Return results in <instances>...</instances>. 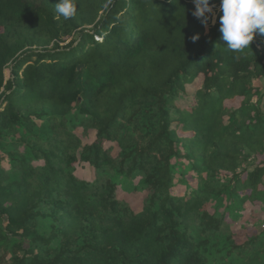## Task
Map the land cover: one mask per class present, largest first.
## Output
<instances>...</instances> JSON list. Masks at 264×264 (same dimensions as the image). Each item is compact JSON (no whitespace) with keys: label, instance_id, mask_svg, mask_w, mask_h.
<instances>
[{"label":"trees","instance_id":"trees-1","mask_svg":"<svg viewBox=\"0 0 264 264\" xmlns=\"http://www.w3.org/2000/svg\"><path fill=\"white\" fill-rule=\"evenodd\" d=\"M58 2L0 0V264H264V228L231 224L264 206V34L232 52L194 0Z\"/></svg>","mask_w":264,"mask_h":264},{"label":"clouds","instance_id":"clouds-1","mask_svg":"<svg viewBox=\"0 0 264 264\" xmlns=\"http://www.w3.org/2000/svg\"><path fill=\"white\" fill-rule=\"evenodd\" d=\"M193 15L205 27L209 20L216 23L217 11L219 16V31L227 48L232 52H242L251 46L257 32L264 34V0H219V7L210 0H194ZM59 16L65 20L71 19L77 13L76 0H59L55 5ZM199 34L192 36L196 42Z\"/></svg>","mask_w":264,"mask_h":264},{"label":"rangeland","instance_id":"rangeland-1","mask_svg":"<svg viewBox=\"0 0 264 264\" xmlns=\"http://www.w3.org/2000/svg\"><path fill=\"white\" fill-rule=\"evenodd\" d=\"M216 7L218 9L219 4H217ZM217 14H218V11H217ZM216 20H217V15H216ZM206 30L208 32L209 25L206 27ZM10 74H11L10 69H7L6 76L9 77ZM256 82H257L256 84L262 88L263 95L261 96L259 104L264 111V78H261L260 80H257ZM201 84H202L201 79H199L192 86L194 89H197L201 87ZM227 103L229 105L234 104L231 101H227ZM238 103H239V99L235 104L237 105ZM76 132L82 138V141L84 144L92 143L95 140L96 132L93 129L84 130L82 127H78L76 129ZM106 147L113 148L112 154L114 156H116L119 152V147L117 146L116 143H107ZM4 165L8 166V162L5 161ZM76 168H77L76 173L80 177L90 179V180L94 179L95 170L91 166L85 163L83 164L80 163V164H76ZM186 179L192 183L193 187H196L199 183L195 172L188 173L186 175ZM138 184H139V178L130 179V180H127L126 183L124 184V188H126V190H124L122 186L119 187V190H118L119 198L129 203L130 206L135 211H139L142 209L145 199L147 197L146 191L131 192L127 190V189L132 190V187ZM185 186H186L185 184H179L175 186L174 192L178 195H182L184 193ZM260 219L264 220V206L263 205H253L250 202H247L246 210L244 211L243 217L239 219L238 221L231 223L234 230L237 231V239L242 241L244 240L247 233H251V232L254 233L255 230H262L264 228V225L262 224V220Z\"/></svg>","mask_w":264,"mask_h":264}]
</instances>
